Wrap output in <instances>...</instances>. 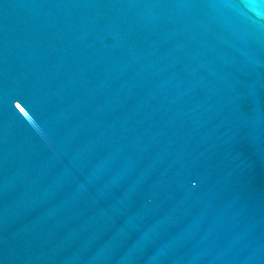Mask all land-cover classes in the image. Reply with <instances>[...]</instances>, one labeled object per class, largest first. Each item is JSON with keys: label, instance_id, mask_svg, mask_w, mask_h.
<instances>
[{"label": "water", "instance_id": "water-1", "mask_svg": "<svg viewBox=\"0 0 264 264\" xmlns=\"http://www.w3.org/2000/svg\"><path fill=\"white\" fill-rule=\"evenodd\" d=\"M0 264H264V0H0Z\"/></svg>", "mask_w": 264, "mask_h": 264}]
</instances>
